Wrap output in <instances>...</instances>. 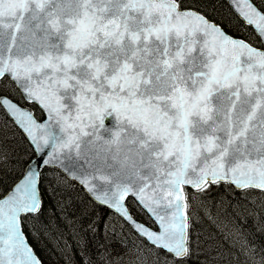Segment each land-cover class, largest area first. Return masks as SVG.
Returning a JSON list of instances; mask_svg holds the SVG:
<instances>
[{
  "label": "snow or ice",
  "instance_id": "6c2138e0",
  "mask_svg": "<svg viewBox=\"0 0 264 264\" xmlns=\"http://www.w3.org/2000/svg\"><path fill=\"white\" fill-rule=\"evenodd\" d=\"M229 3L260 46L184 0H0V80L46 114L40 122L0 95L37 157L0 193V264H42L25 227L35 219L46 228L45 195L72 184L146 240L153 264L161 252L163 264L193 254L196 194L214 185L258 190L264 208V0ZM83 231L95 233L96 222ZM105 253L99 264H120ZM80 254L95 264L84 242Z\"/></svg>",
  "mask_w": 264,
  "mask_h": 264
},
{
  "label": "trees",
  "instance_id": "16d2710c",
  "mask_svg": "<svg viewBox=\"0 0 264 264\" xmlns=\"http://www.w3.org/2000/svg\"><path fill=\"white\" fill-rule=\"evenodd\" d=\"M256 3L259 4L260 0H256ZM184 4L189 8L199 10L210 19L220 23L231 34L240 36L253 43V45L260 46L259 39L253 30L244 25L243 21L235 14L225 0H184ZM8 83L13 86V83L7 78L1 81L0 94L6 93L20 103L32 106L38 118L44 117V113L36 104L27 103L21 92L16 87L12 88L8 86ZM34 155L32 146L26 137L12 122L11 118L4 115L3 109L0 108V160L5 159V156L7 159L6 163L0 164V193L11 187L13 182L20 176L24 166L28 164ZM54 171H48L47 174L51 177ZM55 174L63 177V174L60 172H56ZM46 183H52L55 186L56 182L55 180H50L46 181ZM234 192L236 194L233 197H238L240 192L235 189ZM44 200V210L40 216V221L47 227H42L41 223L35 219H31L30 225L25 227V232L29 233L28 238L43 264H81V242L86 244L87 253L93 258L95 264H99L98 254L105 253V250H107L105 254H111L114 260L118 259L119 256H123L122 262H120V264H123L125 263V254L127 252L137 251V246H142L144 249L150 247L146 240L142 241L127 224L126 228L129 229L134 239V241L132 240L133 242L125 244L124 240L110 234L109 231L106 234L104 225L105 223H109L108 217L113 213L107 208L94 204L84 188L79 184H72L67 189H58L56 195H45ZM57 201L63 203L65 213L62 214L58 210ZM231 201L233 202V200ZM129 205L134 216L142 220L149 219L147 214L134 201L129 200ZM242 205L244 204L242 203ZM64 214L77 222L75 227L82 229L81 233L76 237L73 236L72 230L65 224L64 219L61 218ZM93 221L96 222L95 233L83 231ZM147 222L152 224L151 221ZM239 225L246 234L247 232L252 234V240L256 247L264 245V233L262 231L255 230L254 228L252 230L251 224L245 225L242 221L239 222ZM108 226L110 227V224ZM32 227H34L35 233H40H37L38 235L30 233L29 229ZM111 228L113 230L112 226ZM65 244H70L71 248L66 247ZM132 245H134V249L131 247ZM128 247L131 248L128 250L126 249ZM144 254L145 252H143L142 256ZM160 254H163L165 257L164 252ZM140 255L141 253H139ZM192 255L190 258L182 261L181 264L188 263L190 260H196V264H201L200 259L196 255L193 257ZM167 259L171 260L172 257L168 256Z\"/></svg>",
  "mask_w": 264,
  "mask_h": 264
},
{
  "label": "rangeland",
  "instance_id": "374dc122",
  "mask_svg": "<svg viewBox=\"0 0 264 264\" xmlns=\"http://www.w3.org/2000/svg\"><path fill=\"white\" fill-rule=\"evenodd\" d=\"M235 194L231 185L222 187L214 185L206 193L196 194V199L192 202L193 210L197 214L193 223L192 257L196 255L201 264H260L261 257L264 258V245L256 247L252 234L248 232L246 234L239 225L240 221L245 225L249 223L252 230L254 228L264 233V208L260 207L261 194L258 190L247 196L240 192L238 197H233ZM108 220L110 234L120 237L125 244L134 241L126 224L118 216L111 214ZM113 225H115L114 231L111 228ZM131 247L126 249L129 250ZM144 252V256L140 255L142 258L139 256L140 252L136 250L127 252L123 264H143L144 257H147V264H153L155 254L147 249ZM160 260L163 264V254H160ZM196 263V260H190L185 264Z\"/></svg>",
  "mask_w": 264,
  "mask_h": 264
},
{
  "label": "water",
  "instance_id": "95a60500",
  "mask_svg": "<svg viewBox=\"0 0 264 264\" xmlns=\"http://www.w3.org/2000/svg\"><path fill=\"white\" fill-rule=\"evenodd\" d=\"M227 2L229 3V0H227ZM230 4V3H229ZM232 7V6H231ZM226 31V30H225ZM227 32V31H226ZM228 33V32H227ZM235 37V36H234ZM239 38V37H238ZM2 95H4V94H2ZM4 96H7V95H4ZM9 97V96H8ZM10 98V97H9ZM11 99V98H10ZM13 100V99H12ZM14 101V100H13ZM15 103H17L16 101H14ZM18 105H20L19 103H17ZM21 107H24V106H22V105H20ZM39 106V105H38ZM26 108H30V107H26ZM32 109V108H31ZM32 111H33V109H32ZM34 113V112H33ZM35 115V114H34ZM44 115H46L45 113H44ZM45 119V118H44ZM44 119H42V120H39L40 122H43L44 121ZM112 119L113 118H111V117H108V118H106V124H109V123H111L112 122ZM37 159V157H36V155H35V157L31 160V161H34V160H36ZM30 161V162H31ZM29 162V163H30ZM137 219V218H136ZM138 220V219H137ZM138 221H140V220H138ZM140 222H142V221H140ZM142 223H145V222H142ZM146 224V223H145ZM146 225H148V224H146ZM148 226H150V225H148ZM151 227V226H150ZM35 251V250H34ZM36 253V252H35ZM36 255H37V253H36ZM37 257H38V255H37ZM39 258V257H38ZM40 259V258H39Z\"/></svg>",
  "mask_w": 264,
  "mask_h": 264
},
{
  "label": "bare ground",
  "instance_id": "6f19581e",
  "mask_svg": "<svg viewBox=\"0 0 264 264\" xmlns=\"http://www.w3.org/2000/svg\"><path fill=\"white\" fill-rule=\"evenodd\" d=\"M13 83V82H12ZM8 86H10V87H12V88H15L16 87V85H15V83H13V86H12V84H10V83H8L7 84ZM63 174V173H62ZM87 193V192H86ZM88 194V193H87ZM240 194V193H239ZM131 230H133L131 227H129ZM128 229V228H127ZM134 231V230H133ZM135 232V231H134ZM136 233V232H135ZM137 234V233H136ZM124 235V234H123ZM29 239V238H28ZM114 239V238H113ZM29 243L31 244V246L33 247V245H32V243L30 242V240H29ZM101 244V243H100ZM33 249H34V247H33ZM264 249V248H263ZM264 251V250H263ZM260 254H261V252H260ZM259 255V254H258ZM73 256V255H72ZM264 257V256H263ZM206 259V258H205ZM261 259H262V257H261ZM203 260V259H202Z\"/></svg>",
  "mask_w": 264,
  "mask_h": 264
}]
</instances>
